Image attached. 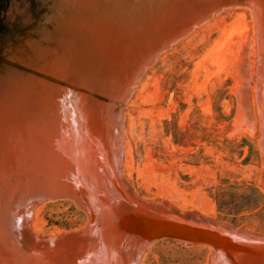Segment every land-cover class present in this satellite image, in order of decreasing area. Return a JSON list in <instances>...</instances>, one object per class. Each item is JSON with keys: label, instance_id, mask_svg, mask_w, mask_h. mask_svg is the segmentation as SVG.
Wrapping results in <instances>:
<instances>
[{"label": "water", "instance_id": "water-1", "mask_svg": "<svg viewBox=\"0 0 264 264\" xmlns=\"http://www.w3.org/2000/svg\"><path fill=\"white\" fill-rule=\"evenodd\" d=\"M227 6L250 10L264 189V0H0V264H138L161 236L211 248L208 264H264V235L121 176L123 103L155 55ZM52 197L88 212L49 237L28 213Z\"/></svg>", "mask_w": 264, "mask_h": 264}, {"label": "rangeland", "instance_id": "rangeland-1", "mask_svg": "<svg viewBox=\"0 0 264 264\" xmlns=\"http://www.w3.org/2000/svg\"><path fill=\"white\" fill-rule=\"evenodd\" d=\"M235 17L210 19L142 71L123 103L121 176L138 199L160 198L180 212L264 235L251 16L230 63L222 67L210 54ZM87 220L88 212L67 197H52L28 213V228L35 235H70ZM210 252L203 243L161 236L138 264H208Z\"/></svg>", "mask_w": 264, "mask_h": 264}, {"label": "bare ground", "instance_id": "bare-ground-1", "mask_svg": "<svg viewBox=\"0 0 264 264\" xmlns=\"http://www.w3.org/2000/svg\"><path fill=\"white\" fill-rule=\"evenodd\" d=\"M232 12L235 14L236 19L233 22H231L227 28H222V37L220 38V40L216 43V45H214V47L210 51V54L212 55V58L214 59V61H213V59H212V61L214 63H216V62L219 63L222 67L226 66V64L232 58L235 47L245 37V35L247 33L248 27L246 26V24L243 21L246 14H249L251 16V20L253 22V18H252V15L250 13V10H248L247 8H245L243 6H238V7L227 6L226 8H224L223 10L218 12L216 15L211 17L210 19L218 18L223 13H232ZM210 19H208L207 21H209ZM207 21H205L204 23H202L201 25H199L198 27L193 29L191 32H193L194 30L201 27ZM171 46H172V44H171ZM153 62H154V60H153Z\"/></svg>", "mask_w": 264, "mask_h": 264}]
</instances>
